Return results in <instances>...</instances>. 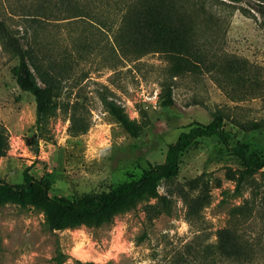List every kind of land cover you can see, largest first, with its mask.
<instances>
[{
  "label": "rangeland",
  "instance_id": "374dc122",
  "mask_svg": "<svg viewBox=\"0 0 264 264\" xmlns=\"http://www.w3.org/2000/svg\"><path fill=\"white\" fill-rule=\"evenodd\" d=\"M132 1L0 0L12 33L35 43L41 61L63 78L39 133L35 96L18 85V57L0 34V122L9 134L0 175L20 183L29 166L50 180L51 196L97 193L162 162L182 130L217 110L230 146L217 135L198 138L182 153L179 174L159 186L166 203L151 198L111 222L51 230L42 209L2 205L0 264H57L58 247L67 255L62 264H264V168L237 192L244 165L231 150L247 142L264 152V127L247 131L236 122L264 117V89L237 78L264 80V14L250 4L264 0H203L204 8L202 0H177L211 47L209 65L180 75L164 53L131 42L139 33ZM168 84L174 103L163 106ZM101 93L143 124L139 136L110 115Z\"/></svg>",
  "mask_w": 264,
  "mask_h": 264
},
{
  "label": "trees",
  "instance_id": "16d2710c",
  "mask_svg": "<svg viewBox=\"0 0 264 264\" xmlns=\"http://www.w3.org/2000/svg\"><path fill=\"white\" fill-rule=\"evenodd\" d=\"M250 4L264 14V1H250ZM204 8V1H201ZM188 8L180 6L177 0H133L131 11L133 21L139 28V33L132 38L135 46L150 51L164 53L170 63L173 75L187 71H197L201 64L209 65L207 53L211 47L207 41H201L189 17L183 13ZM0 34L6 45L18 57V63L12 68V73L25 91H30L36 100V128L39 133L44 131L47 119L55 112L56 97L62 82L61 72L54 64L47 66L41 61L38 47L32 41L24 45L20 38L12 33L7 24L0 18ZM42 83L39 82V77ZM244 77V78H243ZM239 76L244 85L252 90L264 89V80L259 75ZM101 100L106 110L114 119L120 122L132 135L139 136L143 124L130 117L125 107L116 100L101 93ZM163 106L174 103L172 87L165 86L161 96ZM225 113L217 110L208 122L193 121L180 132L177 139L168 145L165 159L146 169L140 177L123 182L115 187L92 194H82L76 198L51 196L48 179L37 178L26 167L23 172L24 181L10 183L0 175V207L7 203H17L21 206L33 205L44 211L45 222L51 230L77 227L82 223L102 224L111 222L120 213L129 211L139 203L151 198H157L166 203L167 196L159 191L163 180L175 178L180 171L182 153L196 140L203 136L217 135L225 145L230 146L229 132L224 128ZM243 130H257L264 127V117L236 121ZM32 144V141L29 142ZM34 151H40L38 140H35ZM9 150V134L0 122V158ZM231 150L243 162L244 169L239 174L235 190L242 192L250 175L264 168V152L258 153L250 149L247 142H238ZM66 254L57 248L55 259L62 264Z\"/></svg>",
  "mask_w": 264,
  "mask_h": 264
}]
</instances>
